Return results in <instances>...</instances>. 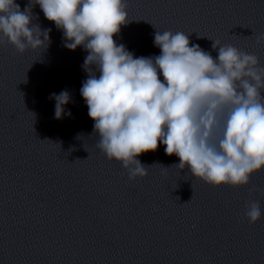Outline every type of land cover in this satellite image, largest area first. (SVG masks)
I'll use <instances>...</instances> for the list:
<instances>
[{"label":"clouds","instance_id":"obj_1","mask_svg":"<svg viewBox=\"0 0 264 264\" xmlns=\"http://www.w3.org/2000/svg\"><path fill=\"white\" fill-rule=\"evenodd\" d=\"M35 5L62 31L64 47L87 52L80 94L94 121L92 135H99L96 147L120 162L129 180L147 175L152 165L137 157L161 143L166 155L179 158L170 167L188 169L213 186H246L264 169V67L258 57L214 41V59L198 44L190 46L189 35L171 31L154 34L160 55L135 57L113 39L130 22L125 0H29L23 11L16 0H0V43L19 54L47 49L51 29L32 23ZM256 43L264 44V34ZM50 99L59 120L70 93ZM244 215L257 223L260 200L246 201Z\"/></svg>","mask_w":264,"mask_h":264}]
</instances>
